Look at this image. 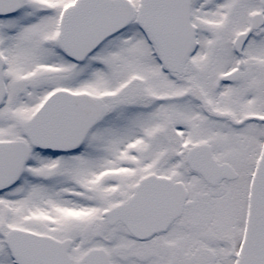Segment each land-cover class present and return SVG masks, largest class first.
I'll return each instance as SVG.
<instances>
[{"label":"snow or ice","instance_id":"1","mask_svg":"<svg viewBox=\"0 0 264 264\" xmlns=\"http://www.w3.org/2000/svg\"><path fill=\"white\" fill-rule=\"evenodd\" d=\"M0 264H264V0H0Z\"/></svg>","mask_w":264,"mask_h":264}]
</instances>
